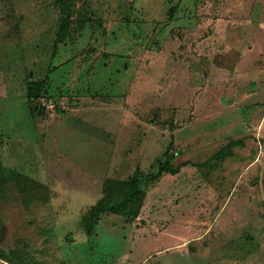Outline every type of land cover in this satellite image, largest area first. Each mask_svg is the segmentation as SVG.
I'll use <instances>...</instances> for the list:
<instances>
[{
  "label": "rangeland",
  "instance_id": "374dc122",
  "mask_svg": "<svg viewBox=\"0 0 264 264\" xmlns=\"http://www.w3.org/2000/svg\"><path fill=\"white\" fill-rule=\"evenodd\" d=\"M63 5L0 0V264H264V0Z\"/></svg>",
  "mask_w": 264,
  "mask_h": 264
},
{
  "label": "trees",
  "instance_id": "16d2710c",
  "mask_svg": "<svg viewBox=\"0 0 264 264\" xmlns=\"http://www.w3.org/2000/svg\"><path fill=\"white\" fill-rule=\"evenodd\" d=\"M58 1L60 5H62L63 20V23L60 26V32L64 33L71 13H68V9L66 10L64 8L63 4L65 0ZM42 86L43 85H41V83L39 82L28 81L27 96L28 100L31 102V105L32 102L38 100L40 91L42 90ZM41 106V102L38 101V104L34 108V111L40 112L42 110ZM227 147L229 148V146ZM217 155L219 156L220 154ZM185 163L183 165H187ZM179 169L180 167L162 168L155 175H151V177H147L142 172H138L130 180L108 183L109 186H107L108 188L105 190L104 196L92 210L89 221L83 225L84 231L87 234L88 238H92L94 236L96 225L104 214H117L131 219L137 218L146 198L148 187L151 184L156 183L163 174L169 173L174 175L179 172ZM0 257L3 259L7 258L6 254L4 253L0 254ZM13 264H25V262Z\"/></svg>",
  "mask_w": 264,
  "mask_h": 264
}]
</instances>
